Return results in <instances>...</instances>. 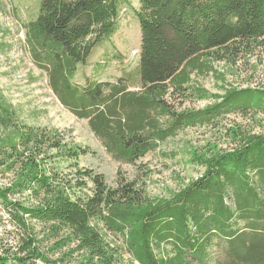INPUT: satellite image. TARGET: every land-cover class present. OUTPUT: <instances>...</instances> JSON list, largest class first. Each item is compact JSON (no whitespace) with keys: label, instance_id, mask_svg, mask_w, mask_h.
Wrapping results in <instances>:
<instances>
[{"label":"trees","instance_id":"obj_1","mask_svg":"<svg viewBox=\"0 0 264 264\" xmlns=\"http://www.w3.org/2000/svg\"><path fill=\"white\" fill-rule=\"evenodd\" d=\"M138 2V64L112 81L87 77L84 67L116 33L129 0H38L23 24L53 94L113 160L135 164L183 129L264 114V85L217 94L191 83L209 73L224 81L214 63L233 69L264 51V0ZM176 98L213 102L177 108ZM225 135L230 149L210 142L192 150L198 177L150 197L120 171L110 187L102 173L79 167L87 148L23 122L0 94V264H264V131L238 123ZM163 244L170 252L157 257Z\"/></svg>","mask_w":264,"mask_h":264},{"label":"rangeland","instance_id":"obj_2","mask_svg":"<svg viewBox=\"0 0 264 264\" xmlns=\"http://www.w3.org/2000/svg\"><path fill=\"white\" fill-rule=\"evenodd\" d=\"M132 9L120 13L119 28L110 40L94 48L84 67L85 76L100 81H112L123 72H133L138 64L140 29L133 10H138V0H129ZM38 0H0V94L19 112L23 122L58 129L63 136L87 148L79 156V167L92 168L102 173L110 187L116 185L117 172L129 180L145 187L150 197H168L188 180L198 177L203 167L189 162L192 150H203L214 142L220 149H230L233 143L225 129L233 124L246 125L255 132L264 131V114L252 112L246 117L237 114L225 116L217 125L186 128L174 137L168 138L158 149L142 157L135 164L117 162L105 151L94 137L85 119H79L66 109L53 94L47 76L32 61L25 44L24 23L33 18ZM123 58L120 63L113 55ZM108 60V61H107ZM256 66V69H252ZM217 73L224 74V81L215 74H193L191 83L205 88L209 93L223 94L228 86H263L264 51L256 56L240 60L231 69L222 62L213 64ZM81 68L76 82L83 84ZM137 87L131 86L130 89ZM212 99L189 100L176 98L177 108H203ZM108 238L120 243L119 238L109 234ZM170 248L168 244L155 247L157 257H164ZM126 259H130L125 254Z\"/></svg>","mask_w":264,"mask_h":264}]
</instances>
